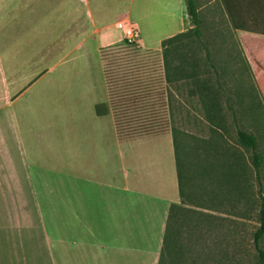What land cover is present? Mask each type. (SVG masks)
Wrapping results in <instances>:
<instances>
[{"label":"crops","instance_id":"1","mask_svg":"<svg viewBox=\"0 0 264 264\" xmlns=\"http://www.w3.org/2000/svg\"><path fill=\"white\" fill-rule=\"evenodd\" d=\"M196 1L201 31L213 39L209 49L222 44L228 51L233 42L264 100V35L235 30L221 0ZM135 19L164 29L154 47L145 45ZM118 24L137 29L139 47L156 52L163 41L195 28L186 0H14V67L23 69L15 78L24 80H14V92L23 89L14 100V121L40 89L51 100L62 94L71 109L57 135L50 136L53 127L33 130L52 141L48 145L58 155L54 168L51 159L35 153L31 160L27 147L20 146L19 136L31 129L14 128L22 154L28 151L23 174L42 215L48 264H158L171 207L181 202L172 133L120 137L113 115L95 113L97 105L109 104L106 80L107 99L94 100L83 117L76 111L79 90L90 83L73 77V71L89 68L92 48L101 57L102 49L124 42ZM52 51L58 55L54 62ZM101 62L104 72L102 57Z\"/></svg>","mask_w":264,"mask_h":264},{"label":"rangeland","instance_id":"2","mask_svg":"<svg viewBox=\"0 0 264 264\" xmlns=\"http://www.w3.org/2000/svg\"><path fill=\"white\" fill-rule=\"evenodd\" d=\"M135 20L142 26V38L145 45L154 47L161 32L164 33V29L161 26L153 27L152 21L150 23L143 22L142 25L138 19ZM160 24L162 25V22ZM210 38L206 34L203 36V40L208 45L213 40ZM123 40L124 42L105 49L116 46L125 47L126 39L123 38ZM135 45L139 46L137 42ZM222 46L221 44V47L214 48L212 54L224 86V90L219 92L225 115L224 128L221 131L223 139L220 143L214 140L212 126L203 117L198 96H191L192 91L199 95L194 84L195 80L191 81L189 85L182 84L172 87L175 97L173 116L170 118L172 122L166 118L163 130L166 128L172 133L173 128H176L182 131L190 138L188 140L202 151L203 160L207 152L206 158L214 161L218 166H234L236 181L240 183L243 158L248 161L249 154L239 145L237 126L232 112L228 109L227 100H231L230 105L238 114L239 125L249 133L257 135L258 138H261L259 132H264V109L251 71L243 61L239 49L233 45V42H229L225 47L228 51L221 50ZM54 49L59 52L55 46ZM191 51L194 55L196 54V57L204 58L205 52L201 51L199 46H195ZM151 52L158 53L161 60L162 51ZM54 54L55 52L52 51L51 55ZM57 56H50L52 62L57 59ZM14 59H16V57L14 58V0H0V264H48L43 258L42 215L35 210L34 196L29 191V181L23 174L26 160L28 161V151L24 156L22 148L18 146L19 142L20 146L25 145L29 150L30 157L37 153L39 156H44L46 160L51 159V164L48 165L54 168L52 162H57L58 155L57 152L53 153L51 146L48 145L52 141L37 137L33 130L38 127L41 129L44 126L53 127L54 130L49 135H57L60 125L68 120L67 111L71 109L67 105V98L62 94H54L56 98L51 100L40 89L36 90L33 96L30 95L26 104L19 108L18 121L16 119L14 121V100L23 90L21 88L14 92V88L17 89L14 84V80L17 79L15 77L19 75L21 77L23 71L20 67H14ZM88 65L89 68L84 66L76 68L72 74L73 77L88 78L90 83V85L86 84L88 87L83 92L79 90L82 94L80 93L75 104V107L79 108L76 111H80L79 117L84 115L81 112H84L85 115L90 114L92 102L97 98L107 99L101 57L93 48L90 50ZM20 77L17 80L23 82L24 80ZM201 79L212 80V85H216L215 78L212 76L205 75ZM238 97L241 98L243 106ZM73 117L75 119V114ZM16 125L20 129H24L23 131L31 129L29 134H24V137L19 136V142L14 140ZM127 135V132H123L120 137L128 138ZM15 138L17 137L15 136ZM259 142L263 145L262 140ZM216 144L222 145L225 153L228 149L230 155L226 156L224 152H220L222 158L218 159L217 149H211L213 146L215 148ZM206 147L209 149L205 152ZM215 156L216 158H214ZM251 176L252 185L244 187V191L248 193L245 197L228 184L218 186L214 179L211 181L207 178L205 180L198 178L193 192L196 195L202 194L207 188L206 192L214 195L207 194L206 198L199 195L196 199H204L198 200L199 205L187 207L186 209L190 210L186 216L194 222L197 220L207 222L205 218L209 220L213 218V224L209 226L210 230L205 232L199 231L198 228H189L193 225L192 222H190V226L179 228L177 231L179 238L175 242V248L176 253L187 254L186 257L188 256L189 259L186 264H227V261L235 255L240 262L244 257H250L249 261L252 258L255 259L253 253L249 251L251 241L249 235L259 227L257 213L260 208V196L264 197V165L261 170L262 184L259 185L257 182L255 173H252ZM213 177L216 176L213 175ZM232 191L236 194L233 195ZM215 195H219V197ZM244 213L248 215L246 218H244ZM235 232L236 239H232V234ZM262 246L264 248V240Z\"/></svg>","mask_w":264,"mask_h":264},{"label":"trees","instance_id":"3","mask_svg":"<svg viewBox=\"0 0 264 264\" xmlns=\"http://www.w3.org/2000/svg\"><path fill=\"white\" fill-rule=\"evenodd\" d=\"M221 1L235 30L264 35V0ZM186 4L188 15L195 28L163 41L161 60L158 53L151 51L144 52L139 46L135 45L136 43L128 41H126L125 47H111L103 50L101 53L109 94V104L97 105L95 113L99 118L113 115L119 135L121 136L123 132H127L128 138L126 139L160 135L169 132L166 128L163 130V126L165 125L166 118L170 119L173 116L175 97L172 87L182 84L189 85L193 80H195L194 84L199 91V95L195 91H192L191 96H198L200 110L203 117L212 126L214 140L220 143L223 139L221 131L224 128L225 115L219 92L224 90V86L222 85L220 71L213 61L212 51L203 40L204 35L201 31L202 22L197 1L186 0ZM245 14L246 16L244 17ZM190 45L191 49L199 46L201 51L205 52L204 58L201 59L196 57V54L191 53ZM241 57L246 65H248V69H250L252 74L249 64L243 56ZM205 75L214 77L217 86L212 85V80L201 79ZM255 86L261 97V105L264 109V100L256 83ZM238 98L243 106L241 98ZM230 101L229 99L227 100V106L232 112L237 126V140L239 145L249 154V162L243 158L240 174L241 182L237 183L236 181L234 166L227 167L224 165L220 167L214 161L212 162L209 158H206L208 147L205 148L206 155L203 160L202 151L188 140L190 138L179 129L173 128L172 136L176 154L181 202L171 207L158 264H186L188 261L187 254L183 252L176 253L175 242L179 238L177 232L179 228L186 227V225L190 226V222H192L193 225L189 228H198L199 231L205 232L209 231V226L213 224V218H210V220L205 218L207 222L204 220L194 222L186 216L190 210L186 209L187 207L199 205L198 200L204 199H196L199 195L205 198L207 194L210 196L214 195L213 193H207V188L202 194L196 195L193 192V187L200 178L203 180L206 178L210 180L214 179L218 183V186L228 184L244 197L248 194L244 191V187L252 185V173L256 174L259 185L262 184L261 170L264 165V132L261 131L262 135L259 132L261 138H258L257 135L249 133L242 128L238 123V114L233 110ZM261 140L263 145L259 142ZM221 146L218 144L215 148L214 146L211 148L217 149L216 154L218 159L222 158L220 152L225 153V149ZM225 154L229 156L230 151L227 149ZM207 166L208 168H206ZM213 175L216 177H213ZM234 193L232 191L233 195L236 194ZM215 196L219 197V195ZM257 214L259 227L249 235L251 239L249 251L253 253L255 259L252 258L249 261L248 258L250 257H244V259L242 258L243 260L241 259L242 262H240L235 255V258L229 259L227 264H264V248L262 246L264 240V197L262 195L260 196V208ZM247 216L244 213V218ZM232 239H236V232L232 234ZM235 243H237V240H235Z\"/></svg>","mask_w":264,"mask_h":264},{"label":"built area","instance_id":"4","mask_svg":"<svg viewBox=\"0 0 264 264\" xmlns=\"http://www.w3.org/2000/svg\"><path fill=\"white\" fill-rule=\"evenodd\" d=\"M118 28L123 31L126 41L136 43L139 40L140 33L137 29L124 24H118Z\"/></svg>","mask_w":264,"mask_h":264}]
</instances>
